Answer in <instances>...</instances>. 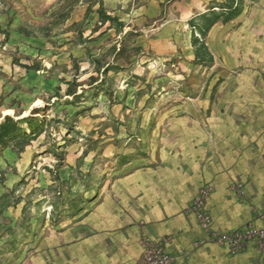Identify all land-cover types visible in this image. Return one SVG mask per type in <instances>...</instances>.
Instances as JSON below:
<instances>
[{"label": "rangeland", "instance_id": "374dc122", "mask_svg": "<svg viewBox=\"0 0 264 264\" xmlns=\"http://www.w3.org/2000/svg\"><path fill=\"white\" fill-rule=\"evenodd\" d=\"M251 1L0 0V264L53 263L57 234L188 113L204 28Z\"/></svg>", "mask_w": 264, "mask_h": 264}, {"label": "crops", "instance_id": "0c3cea01", "mask_svg": "<svg viewBox=\"0 0 264 264\" xmlns=\"http://www.w3.org/2000/svg\"><path fill=\"white\" fill-rule=\"evenodd\" d=\"M202 40L208 80L190 87L188 113L57 234L52 264H138L145 237L164 238L174 264H264L254 242L232 254L210 241L189 209L211 187L213 230L264 227V0L215 20Z\"/></svg>", "mask_w": 264, "mask_h": 264}, {"label": "built area", "instance_id": "2783aa9c", "mask_svg": "<svg viewBox=\"0 0 264 264\" xmlns=\"http://www.w3.org/2000/svg\"><path fill=\"white\" fill-rule=\"evenodd\" d=\"M241 186L239 190L241 191ZM211 187H203L189 205V209L196 215L210 241L229 248L232 254H238L246 249L249 243L254 242L264 250V227L254 221L247 225L226 232H216L212 227V218L206 209V200L211 193ZM243 192V191H242ZM264 217V213L260 215ZM175 258L166 248L164 238L142 239V252L138 264H174Z\"/></svg>", "mask_w": 264, "mask_h": 264}, {"label": "trees", "instance_id": "16d2710c", "mask_svg": "<svg viewBox=\"0 0 264 264\" xmlns=\"http://www.w3.org/2000/svg\"><path fill=\"white\" fill-rule=\"evenodd\" d=\"M229 9H231L230 11H232V14H237V13H239L240 12V8H237V7H234V8H229ZM234 16V15H233ZM218 19H220V18H217V19H215V20H218ZM215 20H213V21H211L210 22V24H209V26H206L205 28H204V31H205V33H206V31L209 29V27L211 26V24L215 21ZM204 47H205V45H204ZM206 52V51H205ZM11 117H8V119H10Z\"/></svg>", "mask_w": 264, "mask_h": 264}]
</instances>
